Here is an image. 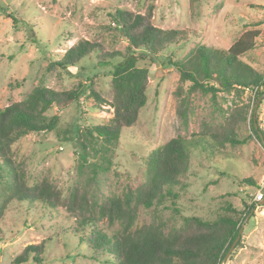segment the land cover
Returning a JSON list of instances; mask_svg holds the SVG:
<instances>
[{"label": "trees", "instance_id": "trees-1", "mask_svg": "<svg viewBox=\"0 0 264 264\" xmlns=\"http://www.w3.org/2000/svg\"><path fill=\"white\" fill-rule=\"evenodd\" d=\"M190 2L192 11L200 14L201 0ZM110 17L99 39H80L48 63L39 83L25 98L0 107V241L4 240L2 221L6 209L18 202L39 206L46 215H56L63 209L79 244L89 249L92 259H102L107 264H223L234 242V249L244 246L240 229L256 203H246L247 207L240 210L227 201L216 218L185 215L180 225L169 228L162 221L136 227V221L142 207L156 209L169 198L173 203L179 199L174 188L187 186L182 177L189 173L196 150L225 159L233 158L230 147L248 144L252 137L264 146V126L259 120L264 66L249 58V53L258 47L261 30L247 29L228 48H218L201 42L197 29L155 25L152 5L145 12L116 8ZM13 19L19 22L16 16ZM105 33L126 42L125 48L109 45ZM192 40L195 45L181 58L163 62L175 67L180 75L175 91L179 99L177 113L187 128L191 93L200 92L212 101L217 121H205L200 131L178 134L152 149L144 157V169L137 177L118 170L115 158L121 131L137 122L148 101L150 62H157L166 49ZM93 54L100 67L113 66V98L109 102L113 115L105 123L83 129L74 124L62 129L61 114L67 108L75 105L81 109L89 95L103 100L92 86V78L88 79L90 84L81 81L70 89L57 90L47 86L46 77L55 70L71 74L70 67L80 65ZM185 84H189L187 90ZM247 90L254 92L249 101L243 100ZM220 100L226 101V107ZM55 108L58 113L48 116ZM245 125L249 126L248 134L242 135ZM56 130L64 134V142L77 144L79 180L67 194L54 177L32 182L20 152L28 136ZM111 171L126 177L121 192L112 186L104 191L101 186L102 175ZM222 173L240 184L259 187L253 177L238 179ZM116 224L118 229H108ZM43 252V244L27 245L13 264L41 262Z\"/></svg>", "mask_w": 264, "mask_h": 264}, {"label": "rangeland", "instance_id": "rangeland-1", "mask_svg": "<svg viewBox=\"0 0 264 264\" xmlns=\"http://www.w3.org/2000/svg\"><path fill=\"white\" fill-rule=\"evenodd\" d=\"M0 3V107L25 98L39 83L48 63L80 39H99L102 26L110 22V13L120 7L145 12L152 5L155 25L197 29L201 42L218 48H228L247 29L258 28L261 30L258 47L249 53V58L254 64L264 66V0H201L200 14L192 11L190 0H0ZM107 35L104 34L109 45L125 48L126 42ZM195 43L192 40L172 46L160 54L157 62H150L148 101L137 122L121 131L115 158L118 170L137 177L144 169V157L152 149L178 134L200 131L205 121H217L209 96L193 92L189 126L182 125L175 93L180 75L175 67L163 64L169 58H181ZM112 69L113 66L100 67L93 54L80 65L70 67L71 74L55 70L46 77L47 86L57 90L70 89L81 81L90 84L88 79L92 78V86L103 100L89 95L81 109L70 106L61 114L60 128L79 124L83 129L108 122L114 112L109 104L113 98ZM188 88L189 84H185V89ZM250 95L254 92L247 90L243 100L249 101ZM262 101L259 120L264 126ZM220 102L226 107V101ZM57 113L55 108L47 114ZM247 129L249 126L245 125L242 135L248 134ZM63 135L57 130L30 135L22 141L20 152L26 159L32 182L45 176L54 177L67 194L79 180L78 153L77 144L64 142ZM229 150L233 158L225 159L196 150L189 173L182 177L187 186L174 188L180 194L179 199L173 203L169 198L156 209L142 207L136 227L159 221L167 228L178 226L185 215L213 219L227 201L240 210L247 207L246 203H256L244 225V246L233 249L223 264H264V198L261 201L255 198L264 182V146L252 137L248 144ZM222 172L238 179L253 177L259 187L240 184ZM102 176L104 191L109 186L122 191L125 176L118 177L113 171ZM69 222L63 209L56 215H46L39 206L9 204L2 221L0 264H13L14 258L30 244H43V260L24 264H107L90 257L89 249L79 244ZM118 228L116 224L108 229Z\"/></svg>", "mask_w": 264, "mask_h": 264}, {"label": "built area", "instance_id": "built-area-1", "mask_svg": "<svg viewBox=\"0 0 264 264\" xmlns=\"http://www.w3.org/2000/svg\"><path fill=\"white\" fill-rule=\"evenodd\" d=\"M255 198L258 200V201H261L263 198H264V182L263 184L261 185V188L258 189L256 195H255Z\"/></svg>", "mask_w": 264, "mask_h": 264}, {"label": "water", "instance_id": "water-1", "mask_svg": "<svg viewBox=\"0 0 264 264\" xmlns=\"http://www.w3.org/2000/svg\"><path fill=\"white\" fill-rule=\"evenodd\" d=\"M263 97H264V94L260 97L259 102L262 101ZM248 217H249V216H248ZM248 217L246 218V220L248 219ZM244 225H245V223L242 225V227H241V229H240V234H242L243 231H244ZM240 236H241V235H240ZM240 236H238V239L240 238ZM235 243H236V242H234V244H233V246L231 247L230 251L228 252L227 256L230 255L231 252L233 251L234 246H235ZM227 256H226V258H227ZM226 258H225V259H226Z\"/></svg>", "mask_w": 264, "mask_h": 264}]
</instances>
